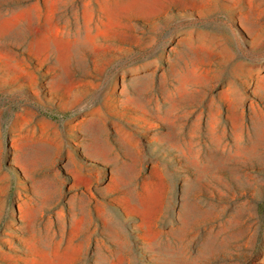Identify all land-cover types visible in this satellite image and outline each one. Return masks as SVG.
Here are the masks:
<instances>
[{
    "label": "rangeland",
    "instance_id": "1",
    "mask_svg": "<svg viewBox=\"0 0 264 264\" xmlns=\"http://www.w3.org/2000/svg\"><path fill=\"white\" fill-rule=\"evenodd\" d=\"M0 264H264V0H0Z\"/></svg>",
    "mask_w": 264,
    "mask_h": 264
},
{
    "label": "trees",
    "instance_id": "2",
    "mask_svg": "<svg viewBox=\"0 0 264 264\" xmlns=\"http://www.w3.org/2000/svg\"><path fill=\"white\" fill-rule=\"evenodd\" d=\"M50 117H51V118H53V119H57V117H56V116H54V115H53V116H50Z\"/></svg>",
    "mask_w": 264,
    "mask_h": 264
}]
</instances>
